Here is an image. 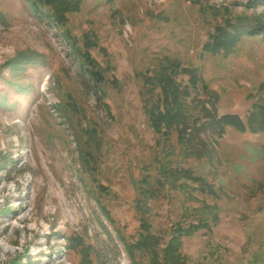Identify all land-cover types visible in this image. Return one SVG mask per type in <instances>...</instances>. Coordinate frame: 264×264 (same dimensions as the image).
I'll return each instance as SVG.
<instances>
[{"label":"rangeland","instance_id":"obj_1","mask_svg":"<svg viewBox=\"0 0 264 264\" xmlns=\"http://www.w3.org/2000/svg\"><path fill=\"white\" fill-rule=\"evenodd\" d=\"M246 2L82 0L51 24L33 0H0V264H156L152 252L127 246L142 219L165 246L205 203L219 206L220 220L184 236L181 255L264 264V130L249 125L264 105V34L243 36L228 53L205 49L228 16L264 19V5ZM85 50L99 63L103 93L81 70L75 52ZM21 55L25 65L10 63ZM173 60L196 66L201 91L220 94L218 113L247 125L211 137L214 159L181 162L214 194L193 181L159 195L137 185L158 176L166 148L171 161L182 159L176 133L163 147L145 109L144 76Z\"/></svg>","mask_w":264,"mask_h":264},{"label":"trees","instance_id":"obj_2","mask_svg":"<svg viewBox=\"0 0 264 264\" xmlns=\"http://www.w3.org/2000/svg\"><path fill=\"white\" fill-rule=\"evenodd\" d=\"M82 0H33L35 13L49 23H58L66 19V12L79 9ZM51 4L53 9L44 8V4ZM246 5L256 7L264 5V0H247ZM58 21V22H57ZM264 34V19L256 22L242 16H228L225 21L215 27L212 33V42H208L205 49L220 50L226 53L235 48L243 36H255ZM86 43L92 46L93 40L86 35ZM80 56L81 70L102 92L101 85L104 75L99 68V63L91 55L90 51L75 52ZM28 56L21 55L13 59L17 67L25 65ZM200 72L196 66H184L179 61L173 60L161 65L157 70L144 76V82L152 97L146 102V113L149 116L153 128L160 134L163 147L170 145L171 135L176 133L181 160L171 161V150L166 148L162 160L159 163L158 176L154 179L150 175L143 177L137 184L142 194L159 195L166 185L172 189L186 188L188 181L198 183L202 191L216 193V189L192 168L186 167L184 160L189 158L214 159L216 148L211 142V137H221L229 126L245 131L247 125L242 117L235 113L220 115L217 111V103L220 94L216 89L207 84L200 88ZM103 93V92H102ZM155 95V96H154ZM249 125L253 130H264V105L260 110L253 112L249 118ZM160 142V143H162ZM141 202L137 204L140 208ZM199 214L196 221L188 224L179 222L172 228V236L165 246L162 245L161 236L151 231V224L142 219L144 231L134 242H127L131 251H145L153 254L154 263L163 259L165 264H192L181 255L180 249L183 237L205 229L211 230L220 220V210L217 204L205 203L195 207ZM163 250L160 257L159 249ZM195 264H212L208 260H202Z\"/></svg>","mask_w":264,"mask_h":264}]
</instances>
